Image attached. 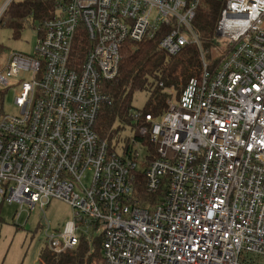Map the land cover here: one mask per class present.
<instances>
[{
  "label": "built area",
  "instance_id": "built-area-1",
  "mask_svg": "<svg viewBox=\"0 0 264 264\" xmlns=\"http://www.w3.org/2000/svg\"><path fill=\"white\" fill-rule=\"evenodd\" d=\"M202 1L56 0L53 18L33 27L32 53L12 54L0 68V209L19 204L17 216L68 203L72 220L62 231L41 227L47 250L99 240L101 264L264 257V0H213L223 6L209 59L193 29ZM80 34L88 46L78 63L72 43ZM127 41L157 42L170 56L194 45L201 62L163 114L144 115L137 136H148L158 155L147 164L133 136L125 153L94 126ZM28 71L14 97L18 114H3L13 87L3 72ZM130 117L135 124L139 111Z\"/></svg>",
  "mask_w": 264,
  "mask_h": 264
},
{
  "label": "trees",
  "instance_id": "trees-1",
  "mask_svg": "<svg viewBox=\"0 0 264 264\" xmlns=\"http://www.w3.org/2000/svg\"><path fill=\"white\" fill-rule=\"evenodd\" d=\"M56 0H12L0 18V24L10 29L17 37L27 18H32L37 24L53 18ZM223 3L213 0L202 1L198 8L193 29L198 34L200 45L209 59V49L214 38V29L219 19ZM76 37L72 43L73 57L81 62L88 40L83 34ZM0 46V51H2ZM117 75L104 83V91L109 95V103H104L99 109L95 122V131L101 140L107 141L110 147L119 142L118 133L122 127L116 124L127 125L133 132V140L145 147L147 152L145 163L157 158L153 144L148 136H137L138 128L144 125L146 114L159 116L165 112L166 101L169 98L177 99L180 91L190 78L198 76L201 69L199 51L194 45L183 47L175 56L167 55L157 42H125L122 45ZM147 94V101L139 110L140 117L133 123L130 117L132 97L134 92ZM130 139H125L123 151L130 148ZM138 193L144 196L143 172H138ZM99 240L91 246L82 240L73 250L55 254L49 249H41L38 255V264H101L102 254Z\"/></svg>",
  "mask_w": 264,
  "mask_h": 264
},
{
  "label": "rangeland",
  "instance_id": "rangeland-1",
  "mask_svg": "<svg viewBox=\"0 0 264 264\" xmlns=\"http://www.w3.org/2000/svg\"><path fill=\"white\" fill-rule=\"evenodd\" d=\"M20 1V0H15ZM5 0H0V6ZM37 25L32 18H27L23 24V29L17 37L12 35L10 29L0 24V68L3 69L7 60L12 54L30 55L36 43V31L33 28ZM212 57L211 50L208 53ZM209 56V58H210ZM5 76L13 86L4 95L2 112L9 116L18 114V108L14 104V97L18 96L21 84L30 80V72H19L15 77ZM18 82V83H17ZM147 101V94L144 92H134L131 107L134 111L142 110ZM122 127L118 133L117 143L121 148L125 144V139H131L133 133L127 125L116 124ZM144 156L142 150H138ZM141 161V157L138 158ZM19 209V204L3 205L0 209V264H38V255L44 248L45 233L44 226L49 225L48 230L62 231L65 224L72 220L71 206L66 202L51 200L44 210L40 213L34 210L31 213L22 208L16 216L15 211ZM258 264H264V257L257 258Z\"/></svg>",
  "mask_w": 264,
  "mask_h": 264
},
{
  "label": "crops",
  "instance_id": "crops-1",
  "mask_svg": "<svg viewBox=\"0 0 264 264\" xmlns=\"http://www.w3.org/2000/svg\"><path fill=\"white\" fill-rule=\"evenodd\" d=\"M6 1V0H5ZM4 4V3H3ZM1 7V6H0Z\"/></svg>",
  "mask_w": 264,
  "mask_h": 264
}]
</instances>
